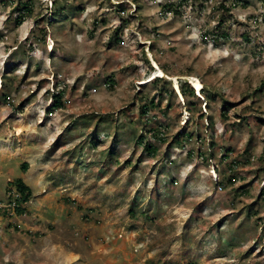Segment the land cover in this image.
Masks as SVG:
<instances>
[{"label":"rangeland","instance_id":"rangeland-1","mask_svg":"<svg viewBox=\"0 0 264 264\" xmlns=\"http://www.w3.org/2000/svg\"><path fill=\"white\" fill-rule=\"evenodd\" d=\"M15 179L44 227L0 214V264H264V0H0Z\"/></svg>","mask_w":264,"mask_h":264},{"label":"trees","instance_id":"trees-1","mask_svg":"<svg viewBox=\"0 0 264 264\" xmlns=\"http://www.w3.org/2000/svg\"><path fill=\"white\" fill-rule=\"evenodd\" d=\"M21 4H22L21 2H18L19 7L21 8V9H18V11H20L21 15H18V17L16 19V22L18 25H20L22 23V19H23L22 15H24V13L26 12V9L28 8L26 3H23V5H21ZM222 8L225 9L224 5L222 6ZM27 12H29V10H27ZM27 12H26V15H27ZM157 81H160V78H155L154 80H152V82H154V83ZM201 91H203V89ZM181 92H182L183 97H185L187 99H191L192 101L197 100V96H195L193 89L188 84L185 83L182 85ZM63 96H64L63 91H57V93L53 96V102H52V105L50 107L52 111L62 109L64 107ZM146 101H147V99H146ZM151 108H155L153 100H149L147 103H145L144 105H142L140 107V114L141 115L147 114ZM150 131H151V135L154 138H157V139L161 138L162 135L160 134V132L158 130L152 129ZM137 141H138V144L143 143V137L142 136L138 137ZM144 148L146 149L147 153H149V155H151V156L154 155L155 149L152 145L146 144L144 146ZM225 156H227V155H225ZM27 167H28V165L26 163H23L20 165V168L23 172L27 171ZM11 192H15L19 196L18 200H16L17 205L14 208L12 214H10V211L8 209H5V208L3 209L0 207V214H2L4 217L7 218V223H6L7 226L13 225V227H14L13 230L19 232V230H18L19 227L15 223L16 222L15 216L17 215L18 217H20V216L27 214L25 207L30 202V199L32 198V191L28 186H26L23 183V181L21 179H15L11 182H8V189H7L6 195H5L7 203H10L13 201L12 200L13 197L12 198L10 197Z\"/></svg>","mask_w":264,"mask_h":264},{"label":"crops","instance_id":"crops-1","mask_svg":"<svg viewBox=\"0 0 264 264\" xmlns=\"http://www.w3.org/2000/svg\"><path fill=\"white\" fill-rule=\"evenodd\" d=\"M32 196H33V198H34V193H33V192H32ZM31 199H32V198H31ZM30 205H31V203L29 202V203L26 205V207H27V206L29 207ZM30 210H31L32 212L34 211L32 208H29V209L27 208V211H30ZM32 212H31V213H32ZM44 214H45V213H44ZM53 216H54V214L49 215V217H52V219L54 218ZM20 217H25V218H24V222H25V220H29V219H30L29 221H27V223H28L27 229L30 230V231L32 230V229H31V225L33 224L34 221H41V223H40V224H41V227H44V226H42V225H44V221H43V219H42V216H41L39 213H36V212L34 213V212H33V213L31 214L30 217H26L25 215L20 216ZM54 219H55V218H54ZM21 220H22L21 218L17 217V218L15 219V221H16V222H15L16 225H18L19 222H20ZM47 222H49V221H47ZM53 222H54V220L51 221V224H54ZM20 223H21V222H20ZM19 225H20V224H19ZM41 227L33 228V230H40ZM34 232H36V231H34ZM44 234H45V233H42V232H41V234H40L39 237H38V238H39V241H40V240H45V239H47V238L49 237V235H47V236L45 235V236H44Z\"/></svg>","mask_w":264,"mask_h":264},{"label":"built area","instance_id":"built-area-1","mask_svg":"<svg viewBox=\"0 0 264 264\" xmlns=\"http://www.w3.org/2000/svg\"><path fill=\"white\" fill-rule=\"evenodd\" d=\"M10 197L12 198L13 197V201L12 202H10V203H7V204H5V205H2L1 206V208H5V209H8L9 211H10V214H12L13 213V210H14V208L16 207V200H18V198H19V196H18V194L17 193H15V192H11V195H10Z\"/></svg>","mask_w":264,"mask_h":264},{"label":"bare ground","instance_id":"bare-ground-1","mask_svg":"<svg viewBox=\"0 0 264 264\" xmlns=\"http://www.w3.org/2000/svg\"><path fill=\"white\" fill-rule=\"evenodd\" d=\"M150 76H152V77L150 79L144 81L141 85H145V84L151 83L152 82L151 79L157 78L158 76H161V73L159 72V75H157L156 73H154V74H152ZM191 82H192V86L195 88V90H198L199 88H201V83H199L197 80L192 79Z\"/></svg>","mask_w":264,"mask_h":264},{"label":"clouds","instance_id":"clouds-1","mask_svg":"<svg viewBox=\"0 0 264 264\" xmlns=\"http://www.w3.org/2000/svg\"><path fill=\"white\" fill-rule=\"evenodd\" d=\"M152 77V76H151ZM201 91V90H200Z\"/></svg>","mask_w":264,"mask_h":264}]
</instances>
